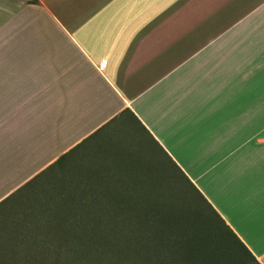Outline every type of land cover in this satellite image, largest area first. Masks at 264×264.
<instances>
[{
    "label": "crops",
    "instance_id": "0c3cea01",
    "mask_svg": "<svg viewBox=\"0 0 264 264\" xmlns=\"http://www.w3.org/2000/svg\"><path fill=\"white\" fill-rule=\"evenodd\" d=\"M127 110L264 264V0H0V202Z\"/></svg>",
    "mask_w": 264,
    "mask_h": 264
},
{
    "label": "trees",
    "instance_id": "16d2710c",
    "mask_svg": "<svg viewBox=\"0 0 264 264\" xmlns=\"http://www.w3.org/2000/svg\"><path fill=\"white\" fill-rule=\"evenodd\" d=\"M122 114L151 138L210 215L186 208L183 186L150 169L135 166L115 174L130 182L111 181L74 157L83 143L0 202V264H254L140 122L128 110Z\"/></svg>",
    "mask_w": 264,
    "mask_h": 264
},
{
    "label": "rangeland",
    "instance_id": "374dc122",
    "mask_svg": "<svg viewBox=\"0 0 264 264\" xmlns=\"http://www.w3.org/2000/svg\"><path fill=\"white\" fill-rule=\"evenodd\" d=\"M150 139L134 119L126 117L124 121H118L114 126L94 135L73 155L78 158L83 157L89 165L98 167V172L110 175L108 179L111 181L128 182L130 179L127 177L121 178L115 174H124L135 166H140L147 171L150 169L155 176H161L163 180L170 181L174 185L183 186V192H181L183 195L181 194L179 199L186 208L189 204H193V207L201 214L209 216L210 214L203 206L197 203L198 198L191 192L184 179ZM128 175L131 174L128 173ZM176 196L177 194L174 193L175 199Z\"/></svg>",
    "mask_w": 264,
    "mask_h": 264
}]
</instances>
